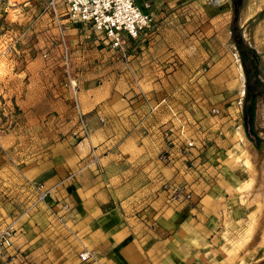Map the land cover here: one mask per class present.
Instances as JSON below:
<instances>
[{
	"label": "rangeland",
	"instance_id": "obj_1",
	"mask_svg": "<svg viewBox=\"0 0 264 264\" xmlns=\"http://www.w3.org/2000/svg\"><path fill=\"white\" fill-rule=\"evenodd\" d=\"M234 1L138 0L149 3L154 22L128 42L124 54L102 33L72 18L63 0L54 5L0 0V229L11 221L16 227L11 246L0 248V264H53L47 254L60 240L66 241L65 249L73 247L66 216L71 192L59 188L83 171L101 168L89 116L114 125L118 141L126 102L134 112L137 102H146L143 89L164 88L168 76L184 84L192 117L206 111L205 125L189 124L204 132L193 158L200 160L205 189H216L217 242L206 255L208 263L264 264V89L254 99L252 139L242 133L247 76L236 40L240 35L243 45L252 47L257 78L264 83V0L262 9L246 19V1ZM142 64L148 65L144 72ZM144 77L153 86L142 85ZM225 111L232 115L229 124L215 121L209 135V118ZM179 130L185 141L192 140L186 127ZM176 133L177 128L164 130L160 161H169ZM192 141L179 151L187 168L194 166L188 157ZM91 146L100 154L98 167L87 164ZM61 165L65 171L58 175ZM37 184L51 190L45 202L36 200ZM166 184L179 185L190 196L174 199ZM162 187L176 202L192 198L184 183L165 181ZM83 251L88 250L79 251V258ZM91 254L80 260L101 264Z\"/></svg>",
	"mask_w": 264,
	"mask_h": 264
},
{
	"label": "crops",
	"instance_id": "obj_2",
	"mask_svg": "<svg viewBox=\"0 0 264 264\" xmlns=\"http://www.w3.org/2000/svg\"><path fill=\"white\" fill-rule=\"evenodd\" d=\"M245 1L242 19L262 9V0ZM147 66L142 64L143 72ZM144 79V86L155 83ZM165 83L168 85L158 91L143 89L146 102H137L134 112L128 110L126 102L127 111L119 117L122 130L118 141L113 138L118 134L114 125H104L95 115L89 116L93 141L100 144L102 152L101 168L83 171L65 188H59L61 193L71 192L72 208L66 216L75 242L69 250L65 249L66 241L60 240L47 254L49 263L89 264L78 256L79 251L87 249L101 264H209L206 255L217 242L216 189H205L200 160L193 158L204 132L195 131L189 124L197 121L205 125L206 111L192 117L184 84L171 76L165 78ZM230 116L225 111L224 115L210 117L209 135L214 133L215 121L224 120L227 126ZM181 125L186 127L185 135L195 142L188 154L194 166L189 168L179 152L185 144L179 134ZM170 127L177 128L176 140L169 161H160L158 153L165 148L163 133ZM242 133L246 129L242 128ZM78 158L72 157L71 164H76ZM56 171L61 175L65 167L61 165ZM165 181L186 184L192 191L191 200H171L162 187Z\"/></svg>",
	"mask_w": 264,
	"mask_h": 264
},
{
	"label": "built area",
	"instance_id": "obj_3",
	"mask_svg": "<svg viewBox=\"0 0 264 264\" xmlns=\"http://www.w3.org/2000/svg\"><path fill=\"white\" fill-rule=\"evenodd\" d=\"M49 4L54 5L58 0H47ZM68 8L72 18L81 21L84 24L90 25L94 30L103 34L109 41L110 45L126 52L127 44L130 40L138 39L145 33L153 24L154 17L147 10L148 2L139 4L138 0H63ZM82 121V127L85 134H88L86 123ZM181 125V129H184ZM169 140V144H171ZM186 146H192L193 141L186 139ZM168 151V150H167ZM162 158L167 157V153L161 155ZM100 154L94 146L90 148V157L87 164L96 167L100 164ZM171 193V196L176 199L182 195L189 197L190 194L185 192L179 185H165ZM51 190L43 184L36 185V200L45 202L50 196ZM65 207L68 205L65 204ZM16 231L14 221L4 225L0 229V248L6 249L11 246L13 236ZM92 256L89 251L80 253L82 260H87ZM8 257L13 258L12 254Z\"/></svg>",
	"mask_w": 264,
	"mask_h": 264
},
{
	"label": "trees",
	"instance_id": "obj_4",
	"mask_svg": "<svg viewBox=\"0 0 264 264\" xmlns=\"http://www.w3.org/2000/svg\"><path fill=\"white\" fill-rule=\"evenodd\" d=\"M239 0H235L237 5ZM237 44L241 49L242 57L245 63V70L247 76V86L245 94V105L243 109L244 126L247 135L254 139L255 133L253 131V113H254V99L264 89V83L257 78L259 68L253 60L252 47L243 45L240 35L238 36ZM255 54V53H254Z\"/></svg>",
	"mask_w": 264,
	"mask_h": 264
},
{
	"label": "bare ground",
	"instance_id": "obj_5",
	"mask_svg": "<svg viewBox=\"0 0 264 264\" xmlns=\"http://www.w3.org/2000/svg\"><path fill=\"white\" fill-rule=\"evenodd\" d=\"M226 1H228V0H216V2H219V3H224V2H226ZM215 2V1H214Z\"/></svg>",
	"mask_w": 264,
	"mask_h": 264
}]
</instances>
